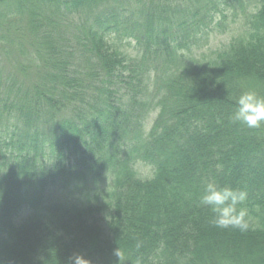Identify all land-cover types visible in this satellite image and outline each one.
<instances>
[{
	"label": "trees",
	"instance_id": "trees-1",
	"mask_svg": "<svg viewBox=\"0 0 264 264\" xmlns=\"http://www.w3.org/2000/svg\"><path fill=\"white\" fill-rule=\"evenodd\" d=\"M0 55V264H264V125L233 119L264 96V0H0ZM209 182L247 190V231L213 226Z\"/></svg>",
	"mask_w": 264,
	"mask_h": 264
},
{
	"label": "clouds",
	"instance_id": "clouds-1",
	"mask_svg": "<svg viewBox=\"0 0 264 264\" xmlns=\"http://www.w3.org/2000/svg\"><path fill=\"white\" fill-rule=\"evenodd\" d=\"M236 109L233 119L248 128H258L264 125V96L255 91L248 90L236 98ZM142 179L151 180L153 175H145ZM248 199L245 189H234L232 187H220L213 182L206 184L200 198V204L207 206L212 212L211 223L220 229H238L247 231L249 228L248 211L243 205ZM114 255L119 264H123L122 252L115 250ZM67 264H92L91 260L82 254H75L68 258Z\"/></svg>",
	"mask_w": 264,
	"mask_h": 264
},
{
	"label": "rangeland",
	"instance_id": "rangeland-1",
	"mask_svg": "<svg viewBox=\"0 0 264 264\" xmlns=\"http://www.w3.org/2000/svg\"><path fill=\"white\" fill-rule=\"evenodd\" d=\"M88 17L89 16H82L81 17V16L77 15V16H74L72 18V20L76 24H81L82 22L86 21L88 19ZM240 23H241V21H239V24H237V23L232 24L230 26V28L228 30H226L225 32L212 33L210 36L208 44L205 47L196 50L197 52H194L198 55L196 57H200L201 55H208L211 52H213L214 50L221 49L222 47H224L229 42L231 37L236 35L241 30L242 24H240ZM122 44H123L122 47L124 48V50H126V52L128 54H130L134 57H139V54H138L136 48L134 47L133 42H131L129 44H127V42H123ZM3 45H7V44L4 43ZM3 51H4L5 56L10 58L9 49L4 48ZM9 62H10V59L5 61V60L1 59V55H0V70L5 68L6 71H10L12 68V65ZM149 88H150V90L153 89L152 81H150V83H149ZM154 116H155V112H153L151 115H149V117L146 119L145 127L147 129L151 125V122H152ZM135 170L141 177L145 176V175H151L152 174L151 166L146 165L142 162H138L136 164ZM110 184H111V178L108 177L99 184L90 185L88 192L84 191L83 190L84 188H78V187H76V184H72V185H65L63 187H59L56 189L50 188L48 190V193H51L53 190H56L57 191V193H55L56 197H60V198L65 199V200H79L81 198H84L87 194H89V196H93L94 193H98L100 195L105 190H107L108 187H110Z\"/></svg>",
	"mask_w": 264,
	"mask_h": 264
}]
</instances>
